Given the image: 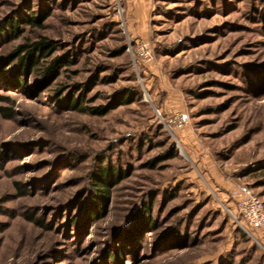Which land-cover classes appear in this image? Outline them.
<instances>
[{
	"label": "rangeland",
	"instance_id": "1",
	"mask_svg": "<svg viewBox=\"0 0 264 264\" xmlns=\"http://www.w3.org/2000/svg\"><path fill=\"white\" fill-rule=\"evenodd\" d=\"M246 193L264 206V0H0V264H264Z\"/></svg>",
	"mask_w": 264,
	"mask_h": 264
},
{
	"label": "trees",
	"instance_id": "2",
	"mask_svg": "<svg viewBox=\"0 0 264 264\" xmlns=\"http://www.w3.org/2000/svg\"><path fill=\"white\" fill-rule=\"evenodd\" d=\"M29 23H31L32 25L36 26L37 25V21L35 20H30L28 21ZM12 23V28H14L13 33H17L16 30V26L14 25V21L11 22ZM15 26V27H14ZM54 50V48L50 45H48L45 42H39V43H35L31 46H21L16 50L15 55H21V54H25V57H21V62L22 64H24L25 69L29 70L30 68H34L40 65V62L43 58L48 57L49 53ZM37 55V56H36ZM55 64L53 63L49 68L46 69V76L49 75H53L54 72L56 71L55 68ZM127 95H124L122 97V101H126ZM81 100L78 99H71L70 102V106L74 107V109H78L79 104ZM79 111H87L86 109H80ZM91 113L93 114H103L106 112V110L104 111V109H92L90 110ZM111 179V175L110 172H106L105 170H102V175L98 176V178L96 179V183H94L93 185L96 187L95 189L97 191H99L101 194H103L104 196L107 195L108 191H109V181ZM153 222L148 220V228H152L153 227ZM142 225V222H137L136 224V233L140 232V227ZM153 229H155V226L153 227ZM112 257L115 258V256L112 255ZM121 261V259H120Z\"/></svg>",
	"mask_w": 264,
	"mask_h": 264
},
{
	"label": "built area",
	"instance_id": "3",
	"mask_svg": "<svg viewBox=\"0 0 264 264\" xmlns=\"http://www.w3.org/2000/svg\"><path fill=\"white\" fill-rule=\"evenodd\" d=\"M240 212L246 224L250 228H264V206L261 200L246 193L239 201ZM248 227L245 230H249Z\"/></svg>",
	"mask_w": 264,
	"mask_h": 264
}]
</instances>
